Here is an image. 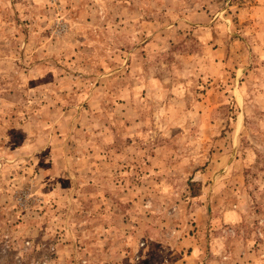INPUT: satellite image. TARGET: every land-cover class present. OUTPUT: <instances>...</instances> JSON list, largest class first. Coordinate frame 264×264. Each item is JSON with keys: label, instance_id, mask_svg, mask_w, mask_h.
<instances>
[{"label": "rangeland", "instance_id": "1", "mask_svg": "<svg viewBox=\"0 0 264 264\" xmlns=\"http://www.w3.org/2000/svg\"><path fill=\"white\" fill-rule=\"evenodd\" d=\"M0 264H264V0H0Z\"/></svg>", "mask_w": 264, "mask_h": 264}, {"label": "trees", "instance_id": "2", "mask_svg": "<svg viewBox=\"0 0 264 264\" xmlns=\"http://www.w3.org/2000/svg\"><path fill=\"white\" fill-rule=\"evenodd\" d=\"M190 186L192 189V195L197 196L199 193L195 188H196V186H199V184H197L196 181H191ZM193 190H194V193H193Z\"/></svg>", "mask_w": 264, "mask_h": 264}]
</instances>
